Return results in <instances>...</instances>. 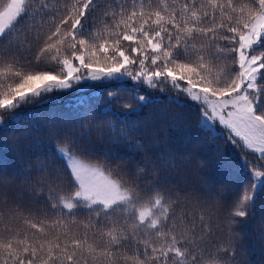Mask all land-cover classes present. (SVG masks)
<instances>
[{"label":"snow or ice","instance_id":"obj_1","mask_svg":"<svg viewBox=\"0 0 264 264\" xmlns=\"http://www.w3.org/2000/svg\"><path fill=\"white\" fill-rule=\"evenodd\" d=\"M124 81L138 87L108 90L105 115L127 123L152 103L139 89L170 88L213 138L256 154L242 153L247 186L228 199L170 186L171 156L100 162L82 143L92 105L53 113L49 159L0 170V264H237V226L264 193V0H0V127L23 123L28 105Z\"/></svg>","mask_w":264,"mask_h":264},{"label":"trees","instance_id":"obj_2","mask_svg":"<svg viewBox=\"0 0 264 264\" xmlns=\"http://www.w3.org/2000/svg\"><path fill=\"white\" fill-rule=\"evenodd\" d=\"M121 86L138 87L131 81L92 83L79 92L73 90L59 94L52 103L21 108L23 123L5 118L0 127V170L24 172L42 160H48L46 153L52 141L47 125L52 120L51 114L71 117L77 110L83 111L87 104H91L90 111L96 119L90 124L84 122L89 129L84 135H90V142L84 140L82 143L100 162L112 157L122 165L134 168L142 161L151 166L158 157L171 156L176 164L161 171V178H168L170 186L179 185L190 192L212 189L225 199L233 196L238 185L247 186L248 169L242 167V153L253 164L258 163L256 154L232 145L227 139L213 138L211 133L203 130L195 105L184 97H181L183 107L169 102L168 97L176 95L174 90L139 89L152 98V103L135 113L129 111L127 123L105 115L102 110L109 103L108 90ZM132 96L130 92L119 93L121 100H130ZM112 107L121 114L126 111L118 104ZM73 127L77 132L81 131L78 124L73 123ZM122 132L127 135V140L120 138ZM157 167L159 169V165ZM29 199L26 197V201ZM42 207L37 203L38 209ZM237 231V264H264V193L257 199L254 214L238 225Z\"/></svg>","mask_w":264,"mask_h":264},{"label":"rangeland","instance_id":"obj_3","mask_svg":"<svg viewBox=\"0 0 264 264\" xmlns=\"http://www.w3.org/2000/svg\"><path fill=\"white\" fill-rule=\"evenodd\" d=\"M218 127H219V126H217V130H218Z\"/></svg>","mask_w":264,"mask_h":264}]
</instances>
